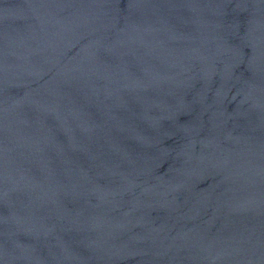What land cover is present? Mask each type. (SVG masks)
Here are the masks:
<instances>
[{"label":"water","instance_id":"1","mask_svg":"<svg viewBox=\"0 0 264 264\" xmlns=\"http://www.w3.org/2000/svg\"><path fill=\"white\" fill-rule=\"evenodd\" d=\"M0 264H264V0H0Z\"/></svg>","mask_w":264,"mask_h":264}]
</instances>
